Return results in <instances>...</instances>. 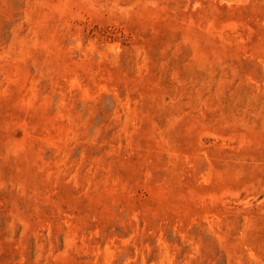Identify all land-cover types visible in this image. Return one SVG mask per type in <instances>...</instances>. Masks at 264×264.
<instances>
[{
  "label": "rangeland",
  "instance_id": "obj_1",
  "mask_svg": "<svg viewBox=\"0 0 264 264\" xmlns=\"http://www.w3.org/2000/svg\"><path fill=\"white\" fill-rule=\"evenodd\" d=\"M0 264H264V0H0Z\"/></svg>",
  "mask_w": 264,
  "mask_h": 264
}]
</instances>
